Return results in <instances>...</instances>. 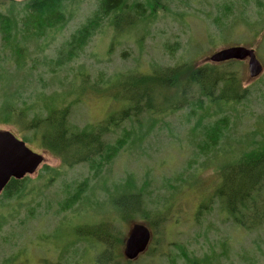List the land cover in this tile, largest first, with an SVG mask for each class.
<instances>
[{
    "label": "rangeland",
    "instance_id": "374dc122",
    "mask_svg": "<svg viewBox=\"0 0 264 264\" xmlns=\"http://www.w3.org/2000/svg\"><path fill=\"white\" fill-rule=\"evenodd\" d=\"M163 3L167 11H158L157 20L145 29L140 25L117 35L105 24L79 59L60 73L70 78L82 66L89 74L80 102L71 110L70 122L78 127L100 124L121 110V103L105 96L96 97L90 88L115 73L149 74L156 66H173L183 61L203 66L210 63L212 54L226 47L252 49L263 68L257 78H249L246 59L226 61L239 63V79L249 89L247 100L230 104V108L223 106L216 113L212 107L210 116L202 123L205 126L227 119L219 146L209 155L200 152L197 143H201L203 135L196 127L197 120L187 113L189 109L155 116L152 120L156 124L146 137L128 142L101 178L90 180L81 201L64 210V200L72 195L75 184L90 176L88 165L61 167L59 159L27 145L43 156V163L28 176L23 194L4 201L0 208L1 215L6 217L0 228V264H96L94 257L102 251L101 245L92 240L78 241L77 228L102 221H110L123 233L120 260L106 264H171L172 259L182 264L184 258L178 257L180 246L195 256L214 255V264H264V223L254 230L241 228L214 197L220 181L219 168L235 161L264 133V0H163ZM96 4L97 0L84 1L80 16L68 24L63 37L83 23ZM57 40L62 42L60 36ZM48 41L51 43L47 38L43 44ZM58 44L55 41L44 54L53 57ZM33 47L29 45L28 49ZM5 57L8 52H0V74H47L40 64L34 70H16ZM31 63L28 59L27 68ZM15 78L10 89L17 84ZM44 78L47 80V75ZM78 83L76 80L75 84ZM33 86L40 88L36 78L25 95ZM58 87V82H54L46 91ZM141 122L126 123L124 128L139 133V127L144 131L148 120L141 118ZM4 130L21 140L12 126L0 124V131ZM123 130L117 129L106 139L113 143ZM44 166L58 170L59 175L46 172ZM127 175L133 177L138 188L147 184L148 218L134 215L132 219L121 220L110 205L111 187L124 183ZM204 210L207 211L200 215ZM155 213L166 217L165 221L153 224L150 220ZM134 223L146 225L151 238L147 249L128 261L123 248Z\"/></svg>",
    "mask_w": 264,
    "mask_h": 264
},
{
    "label": "trees",
    "instance_id": "16d2710c",
    "mask_svg": "<svg viewBox=\"0 0 264 264\" xmlns=\"http://www.w3.org/2000/svg\"><path fill=\"white\" fill-rule=\"evenodd\" d=\"M84 1L0 0V52H8L5 60L19 71L34 70L40 64L47 73L36 76L0 74V124L12 126L26 145L42 149L59 159L61 167L88 165L90 176L75 184L72 195L64 200V210L71 209L81 201L84 192L90 187V180L100 179L103 171L128 142L146 137L156 124L152 120L155 116L172 115L189 109L187 113L197 120L196 127L203 135L197 147L201 153L208 152L209 155L219 146L223 130L227 127L226 118L202 125L210 116L211 108H216L214 113L223 106L230 108V104L247 100L249 92L239 79V63L236 61L221 64L210 62L203 66L183 61L173 66H156L149 74L115 73L112 78L91 84L90 88L96 97L105 96L121 103V110L100 124L83 127L72 124L71 110L80 102V94L89 74L82 66L70 78L60 73L79 59L105 24L118 35L140 25L145 29L157 20L158 11H167L163 0H97L85 21L78 24L67 37H63L62 33L68 24L80 16ZM223 30L224 27L220 32L223 33ZM58 36L62 42L57 40ZM47 38H50L51 43L48 41L44 45L43 41ZM55 41L59 43L58 47L55 55L49 57L44 51ZM29 45L34 46L32 50L28 49ZM28 59L32 61L29 68ZM14 76L18 81L15 88L10 89ZM34 78L40 88L33 86L31 92L25 95ZM76 80H79L78 85L75 84ZM54 82H58V89L47 92ZM141 118L148 120L144 131L141 127L139 133L124 128L126 123H142ZM117 129L124 130L112 143L106 136L114 134ZM260 136L261 139L253 140L251 147L235 161L219 168L220 181L214 191V197L219 199L232 222L246 230H254L264 223V133ZM44 168L46 172L59 175L56 169L48 166ZM28 182V176L21 180L10 179L0 194V208L5 205L4 201L19 198ZM111 188L110 205L121 220L132 219L134 215H140L142 219L149 217L145 201L147 184L138 188L133 177L127 175L124 183H116ZM212 200L210 198V203ZM165 219L155 213L150 221L158 225ZM5 220L6 217L0 213V228ZM77 233L78 241L92 240L101 245L102 251L94 257L96 264L120 260L123 233L110 221L83 224L77 228ZM178 250V257L184 258L182 264L215 262L216 257L210 253L195 256L194 253L188 254L182 246ZM155 253L153 250L152 255ZM171 264H176L175 260L172 259Z\"/></svg>",
    "mask_w": 264,
    "mask_h": 264
},
{
    "label": "water",
    "instance_id": "95a60500",
    "mask_svg": "<svg viewBox=\"0 0 264 264\" xmlns=\"http://www.w3.org/2000/svg\"><path fill=\"white\" fill-rule=\"evenodd\" d=\"M247 60L249 78L254 79L263 72L262 65L256 59L254 51L233 46L221 49L209 57L211 63L229 60ZM43 163V156L30 150L25 142L17 139L9 131H0V194L10 179L21 180L32 175ZM151 234L149 228L134 223L124 242L123 256L128 261L135 260L148 247Z\"/></svg>",
    "mask_w": 264,
    "mask_h": 264
}]
</instances>
